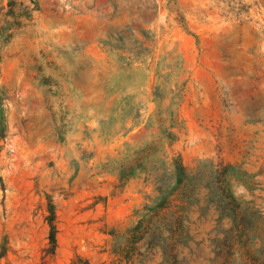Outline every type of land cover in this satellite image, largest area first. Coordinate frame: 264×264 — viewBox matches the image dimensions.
Here are the masks:
<instances>
[{"label":"rangeland","instance_id":"374dc122","mask_svg":"<svg viewBox=\"0 0 264 264\" xmlns=\"http://www.w3.org/2000/svg\"><path fill=\"white\" fill-rule=\"evenodd\" d=\"M0 264H264V0H0Z\"/></svg>","mask_w":264,"mask_h":264}]
</instances>
